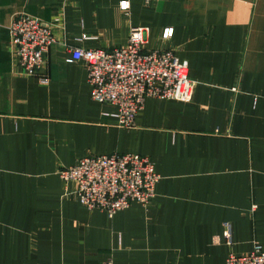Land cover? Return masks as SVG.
<instances>
[{
    "label": "crops",
    "instance_id": "0c3cea01",
    "mask_svg": "<svg viewBox=\"0 0 264 264\" xmlns=\"http://www.w3.org/2000/svg\"><path fill=\"white\" fill-rule=\"evenodd\" d=\"M122 1L0 0V264H226L264 248V0H128V12ZM22 13L56 39L34 75L20 72L9 33ZM137 26L197 85L189 102L148 98L122 127L69 59L72 46L125 45ZM112 153L153 160L148 207L91 210L59 175Z\"/></svg>",
    "mask_w": 264,
    "mask_h": 264
},
{
    "label": "built area",
    "instance_id": "2783aa9c",
    "mask_svg": "<svg viewBox=\"0 0 264 264\" xmlns=\"http://www.w3.org/2000/svg\"><path fill=\"white\" fill-rule=\"evenodd\" d=\"M120 7L128 12L129 1L123 0ZM148 31L147 27H133L127 44L112 49L71 47L69 61L86 65L93 100L114 107L112 114L122 127L134 126L148 98L189 102L197 85L189 76L188 62L181 61L172 49H146ZM9 33L20 72L38 74L56 42L50 25L22 13L13 20ZM173 33V28H166L162 37L169 39ZM41 81L47 84L48 78ZM59 175L76 185V195L84 206L110 216L133 203L148 207L160 180L153 160L134 153L87 154L75 164L60 168ZM224 238L233 244L230 224L225 226ZM226 264H264V248L256 244L248 253L231 251Z\"/></svg>",
    "mask_w": 264,
    "mask_h": 264
}]
</instances>
